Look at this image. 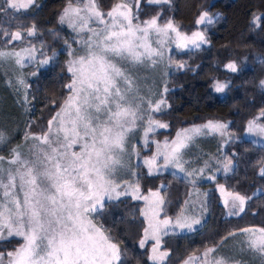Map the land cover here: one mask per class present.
<instances>
[{"label": "snow or ice", "instance_id": "1", "mask_svg": "<svg viewBox=\"0 0 264 264\" xmlns=\"http://www.w3.org/2000/svg\"><path fill=\"white\" fill-rule=\"evenodd\" d=\"M168 2L148 0L150 4ZM34 3L35 0H0V61L14 60L20 66L26 61H36L34 46L20 50L9 47L15 41L24 42V24L18 21L15 31L2 26L5 21L11 24L14 13ZM140 4L141 0H117L103 12L97 0H69L63 10L60 22L68 21L78 37L75 43L81 46V54L77 55L72 45L65 41L71 57L66 64L71 78L64 85L68 95L62 103L52 101L58 110L40 132H25L26 144L32 141L27 153L23 150L24 145L8 147L11 134L0 127V151L4 148L8 151L7 156L0 155V241L11 237H20L23 241L11 251H0V264H114L121 260L118 244L102 225L93 222L92 214L100 213L105 198L118 199L128 194L126 190H120L121 185L114 177L124 167L123 157L128 152L130 135L142 128L147 145L149 133L169 127L153 116V113L162 112L167 104L163 93L159 98L142 95L130 66L149 62L156 65L163 60V42L157 40L161 47L153 48L149 39L152 33L158 37L175 33L177 49L189 44L199 48L207 42L203 32H194L191 37L182 35L172 20L159 24V13L140 21ZM214 21L215 17L204 11L199 14L196 24L207 22L211 25ZM26 35H35L34 25L27 28ZM40 55L45 56L43 51ZM54 57L55 53L40 59V66L49 64ZM177 67L183 68L184 64ZM226 67L232 72L238 71L236 62H229ZM227 86L217 82L215 91L224 92ZM14 87L17 93L23 88L22 100L18 102L29 104L30 86L25 79L21 78ZM167 91L165 86L164 92ZM261 117H264V109L260 110L259 116L247 121V133L264 136V123H259ZM31 125L29 122V129ZM227 130L226 123L208 121L204 125L181 129L174 140H165L163 150L156 142L157 152L145 159L149 174L154 166L160 169L168 165L184 172L181 150L195 136L218 133L223 137L229 135ZM132 151L139 155L135 145ZM158 156L163 157V165L158 164ZM231 165L232 161L228 160L223 166L224 171L228 172ZM259 174L264 176V162ZM220 187L223 191V186ZM133 192L138 193V187ZM150 195L155 199L149 200L148 211L141 210L147 226L143 229L140 246L144 247L148 239H154L155 254L149 259L153 264H163L169 251H160L161 234L168 235L175 229L192 232L202 221L184 214L174 220L157 219L165 200L158 191ZM227 195L230 200L225 199L224 205L228 216L244 213L253 198L239 191ZM134 198L148 200V197L138 195ZM202 206L207 207L206 204ZM237 234L248 235V250L264 257V227L237 228L228 235ZM218 251L219 245L213 243L201 252L181 259L180 264H239V261L219 256Z\"/></svg>", "mask_w": 264, "mask_h": 264}, {"label": "trees", "instance_id": "2", "mask_svg": "<svg viewBox=\"0 0 264 264\" xmlns=\"http://www.w3.org/2000/svg\"><path fill=\"white\" fill-rule=\"evenodd\" d=\"M117 0H97L101 11L107 12ZM69 0H42L31 14H14L11 24L5 28L15 31L18 21L28 27L35 26V32L44 46L46 56L58 52L49 64L36 71L29 80L28 112L26 131L38 133L47 125L48 119L55 113L57 106L53 100L62 103L68 95L64 87L70 81L67 73V56L61 52L68 33L59 26L62 10ZM207 11L216 17L213 24L200 28L196 20L201 12ZM158 23L172 20L182 34H190L200 29L207 38L206 46L197 50L174 54L171 60L175 64H184L182 70L171 74L166 83L168 91L164 99L167 109L154 118L167 123V130L153 134L155 141H170L178 130L203 125L208 121L228 123L229 137L224 147V157L234 164L228 175L219 176L215 181L199 186L207 193V219L198 231L189 235H170L161 239V250H168L169 257L163 264H180V260L189 254L201 252L222 239L237 228L264 227V176L258 174L264 162V147L242 140L247 121L264 109V91L259 83L264 79V0H169L167 4L152 5L141 0L139 20L157 16ZM16 50L19 43H13ZM42 58H38L39 61ZM236 62L238 71L229 72L224 66ZM214 81L226 83L223 97H217L211 89ZM29 122H32L29 129ZM259 123H264L261 117ZM140 152L139 158L149 157ZM137 179L139 196L150 191H159L164 198L161 217L174 219L180 212L189 192V185L169 174L148 176L142 167H138ZM221 185L227 192L239 191L252 196L246 205V211L237 217L224 216L223 207L215 187ZM260 189L261 194L253 196ZM142 203L131 198L105 203L95 222L103 226L107 234L118 244L121 260L117 264H150L148 248H140L144 222L141 218ZM21 241L9 239L0 242V251H11Z\"/></svg>", "mask_w": 264, "mask_h": 264}, {"label": "rangeland", "instance_id": "3", "mask_svg": "<svg viewBox=\"0 0 264 264\" xmlns=\"http://www.w3.org/2000/svg\"><path fill=\"white\" fill-rule=\"evenodd\" d=\"M41 1L42 0H35L34 5L29 6L27 9H21L19 12L14 13V14L15 15L16 14H22V15L31 14L39 7ZM146 4H150L148 3V0H146ZM164 4H167V3H164ZM152 5H161V4H152ZM63 10L61 12V15L63 14ZM134 11L136 10L134 9ZM61 15L59 17L58 24L61 28H63L68 33L69 39L67 41L68 43L72 45V50L76 51L77 55H80L81 46L75 43V40L78 39L77 34L72 30V28L69 27L67 20H65L64 23L60 22ZM5 23L6 21L3 23L2 25L3 27H5L6 25ZM196 25L198 28H200L201 26L207 25V22L203 24H199V25L196 24ZM195 32H201V30L198 29ZM193 33L194 32L190 34H182V33L181 34L191 37ZM149 39H150L151 46L153 48L161 47V45L157 43V40H160L163 42V47L161 49L163 51V60L156 65H152L150 62L144 63V64L132 65L130 66V71L132 75L134 76V78L136 79L138 87L140 89V93L142 95H152L154 96V98H159V94L163 93V98H164L165 93H166L164 92V88L166 86L169 76L173 74L174 72L178 70H182L184 68V67L178 68L177 66L180 64H175L172 62V60H171V64H169V57H172V55L174 54H181V53L197 50L203 46H206V43L201 44L199 48H196L193 45L189 44L187 47L183 49H177L176 47L177 38H176L175 33H171L170 36L168 37H165V36L158 37L155 33H152ZM13 43H19L21 45V48L28 47V46H34L37 52H36V61L32 63H28L26 61L23 66L17 65L14 62V60L0 61V127L7 129V131L11 134V137H12L11 143L14 140H16L18 137H23L25 127H26L25 126L26 123L24 122V119L27 117V109H28L27 105H24L23 103L18 102V101H21L20 96L22 94L23 88L21 87L20 93H17L14 85H17L21 78L33 79L35 77V75H32V73H36V71H34V69L33 70L31 69L33 68L32 66L34 67L36 66L35 70H39V69L45 68L48 65L47 64V65L40 66L39 61L37 60V56L38 58L39 57L42 58V56L40 55V52L43 51L45 54V51H44L43 43L41 42L40 38H38L36 32H35V35L33 36H27L25 32L23 43H21L20 41H15ZM60 51L66 54L67 61L71 59L69 55V49L65 43L63 44ZM54 53L56 57L58 52H54ZM52 54L50 55V57L52 56ZM226 65L223 67L224 70L232 72L226 67ZM29 66H31L30 70L24 72V69L26 67L28 68ZM68 74L70 75V78H71V74L70 73ZM262 81H264V79ZM217 82L218 81H214L212 83L211 85L212 92L217 97H223L225 90L224 92L215 91V84ZM259 89L261 91H264V85H261V82L259 83ZM167 107H168L167 104L164 105L162 112H164L167 109ZM162 112L153 113V116L161 114ZM257 116H259V114L256 115L255 117ZM146 121H147V117H145V123ZM192 127H188V128H192ZM165 130H167V128H157L155 132L149 133V136H148L149 143L147 145L144 143L142 128L138 129L137 131H135L133 134L130 135V138L128 140V152L123 157L124 167L120 168L114 177V179L117 180L121 185L120 190L121 191L126 190L128 194L122 195L118 199L113 198L111 200H108L107 198H105V202L117 201L123 198H131L132 200H137V201L142 202L143 203L142 210L148 211L149 200L155 199L154 197H151L150 193L157 192L158 190L151 191L146 196H143V197H148V200H145L143 198H134V195L139 196V189H138V193L134 194L133 192V189L138 187V184H137V179L139 176L138 167L139 166L142 167L148 176L169 174L173 177L183 180L186 184L189 185V193L182 206L180 214H184L190 217L200 218L202 221L201 225L194 226L196 228L195 231H197L198 229L202 227V225L204 224L206 220V216H207V207L205 209L202 206L206 204V191L200 188H197V186L211 183L215 181V179L218 176L228 175L231 172L234 166L233 163L228 172L224 171L223 166L224 164L228 162V160L223 156L224 155L223 147L227 142L232 140V138H230L229 135L222 137L218 133L195 136L191 140V142H189L187 146L181 150L183 167L185 168L184 172H181L179 168L174 167L172 165H168L166 168L162 167L160 169H157L154 166L151 169L152 174L150 175L149 168L145 164V159L150 158L157 152L156 142H158V141L153 140L152 136L153 134L157 132L165 131ZM176 134L172 140L176 138ZM241 139L250 141L253 145L264 147V136L249 134L247 133L246 129ZM171 141H168V142H171ZM164 142L165 141L159 142L161 150H163ZM31 143L32 141H28L26 144L25 138H23L22 143L20 145H24L23 150L25 153H27V149L31 145ZM133 145H135L136 152L138 153L147 152L151 148V155L149 157L139 158V155H136L132 151ZM220 151L222 154L221 157L218 156ZM4 153H8L7 148H4L3 151H0V155H4ZM157 162L159 165H163L164 164L163 157L158 156ZM133 173H135V175H133ZM188 173H192V175H188ZM259 173H260V170L258 174ZM213 176L215 177V179H209V177H213ZM126 185H128V187L125 189ZM220 186L221 185H217L215 187V190H216L217 195L220 198V204L224 208V216L227 218L237 217V216H228L226 214L227 209L225 208L224 200L225 199L230 200V197L227 195V193L229 192H227L224 189V187L222 191ZM261 193L262 191L260 189H257L256 191H254L253 196H257ZM160 207L162 208V205ZM141 216H142V219L144 220V224L146 227L147 222L145 221V217L143 215ZM91 218L93 219V222L96 224L95 219H94L95 213L92 214ZM157 219H161V218L158 216ZM195 231L189 232L186 229L185 230L175 229L174 231H169L168 235L161 234V239L165 236H170V235H189L191 233H194ZM5 236H7V232H5ZM11 238L21 239L20 237H11ZM142 238H143V234H142ZM248 238H249L248 236L242 237L241 235L240 237L236 238V240L239 242L229 243V242L222 241L221 243L218 244L219 245L218 255L228 257L235 261H239V264H264V257H262L259 253L248 250V248L246 247V241ZM148 243H150V246L148 248V262L150 264H153V261L150 260L149 257L155 254L153 252V246L155 244V240L148 239L145 242L144 247ZM138 246L140 248H144L140 246V241L138 243ZM160 251L162 250L160 249Z\"/></svg>", "mask_w": 264, "mask_h": 264}, {"label": "crops", "instance_id": "4", "mask_svg": "<svg viewBox=\"0 0 264 264\" xmlns=\"http://www.w3.org/2000/svg\"><path fill=\"white\" fill-rule=\"evenodd\" d=\"M30 67H31V66H29L28 68L26 67V68L24 69V72L29 71V70H30ZM32 67L34 68V66H32ZM34 71H35V70H34ZM29 80H31V79H27V78H26V79H25L26 83H27ZM22 95H23V90H22V94H21V96H20V97H21V98H20L21 100H22ZM27 106H28V104H27ZM27 112H28V109H27ZM24 122H25V123L27 122V117L24 119ZM25 126H26V124H25ZM25 128H26V127H25ZM175 134H176V133H175ZM174 136H175V135H174ZM23 138H25V131H24L23 137H18V138H17L16 140H14V141H13L8 147H12V146L20 145V144L22 143ZM173 138H174V137H173ZM173 138H172V139H173ZM172 139H171V140H172ZM171 140H170V141H171ZM164 141H165V140H164ZM227 143H228V142H227ZM227 143H226V144H227ZM226 144H225V145H226ZM225 145H224V147H225ZM224 147H223V149H224ZM4 155L7 156L8 153H4ZM218 156H220V157L222 156L221 151L219 152ZM223 156H224V155H223ZM218 177H219V176H218ZM218 177H217V178H218ZM217 178H216V179H217ZM216 179H215V180H216ZM200 186H201V185H200ZM197 188H200V187L197 186ZM200 189H201V188H200ZM202 190H203V189H202ZM150 192H151V191H150ZM148 193H149V192H148ZM148 193H147V194H148ZM159 193H160V192H159ZM188 193H189V192H188ZM147 194H146V195H147ZM146 195H144V196H146ZM160 195H161V194H160ZM187 196H188V195H187ZM142 197H143V196H142ZM186 198H187V197H186ZM219 199H220V198H219ZM185 200H186V199H185ZM185 200H184V202H185ZM108 202H109V201H108ZM105 203H106V202H105ZM141 203H142V202H141ZM183 204H184V203H183ZM206 205H207V193H206ZM182 206H183V205H182ZM221 206H222V205H221ZM222 207H223V206H222ZM142 208H143V203H142ZM142 208H141V210H142ZM162 208H163V205H162ZM181 209H182V208H181ZM223 210H224V208H223ZM180 212H181V210H180ZM180 212H179V214H180ZM207 212H208V207H207ZM161 214H162V211H161L159 217H160L161 219H164V218L161 217ZM179 214H178V215H179ZM241 214H242V213H241ZM241 214H240V215H241ZM178 215H177V216H178ZM93 216H94V215H93ZM177 216H176V217H177ZM176 217H175V218H176ZM141 218H142V216H141ZM175 218H174V219H175ZM174 219H173V220H174ZM206 219H207V216H206ZM142 220H143V219H142ZM143 222H144V220H143ZM205 222H206V220H205ZM205 222H204V224H205ZM204 224H203V225H204ZM96 225H97V224H96ZM203 225H202V227H203ZM97 226H98V225H97ZM144 227H145V224H144ZM202 227H201V228H202ZM201 228H200V229H201ZM198 230H199V229H198ZM198 230H197V231H198ZM195 232H196V231H195ZM142 234H143V233H142ZM240 236H241V234H237V235H234V236H232V237L228 236V237H226V239H223L222 241H224V242H229V243L239 242V241L236 240V238H237V237H240ZM243 236L245 237V236H248V235H242V237H243ZM141 238H142V237H141ZM9 239H17V238H9ZM9 239H7V240H9ZM7 240H5V241H7ZM18 240H20L21 243H23V241H22L21 239H18ZM222 241H221V242H222ZM1 242H2V241H1ZM221 242H220V243H221ZM147 245L150 246V243L146 244V246H147ZM146 246H145V247H146ZM117 262H118V261H115L114 264H117Z\"/></svg>", "mask_w": 264, "mask_h": 264}]
</instances>
